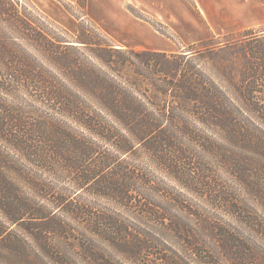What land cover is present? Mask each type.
Listing matches in <instances>:
<instances>
[{
	"label": "trees",
	"instance_id": "1",
	"mask_svg": "<svg viewBox=\"0 0 264 264\" xmlns=\"http://www.w3.org/2000/svg\"><path fill=\"white\" fill-rule=\"evenodd\" d=\"M78 27L58 35L18 1L0 0V258L63 264L54 252L77 244L85 264H111L117 252L144 262L181 231L159 204L188 209L193 201L118 160L144 148L195 199L232 204L236 197L205 182L185 145L204 141L199 129L247 131L251 119L192 53L135 51L92 22ZM223 49L210 52L219 58ZM247 55L246 110L264 121L255 102L264 96L254 95L264 93V56ZM32 243L51 263L35 253L29 260Z\"/></svg>",
	"mask_w": 264,
	"mask_h": 264
},
{
	"label": "rangeland",
	"instance_id": "2",
	"mask_svg": "<svg viewBox=\"0 0 264 264\" xmlns=\"http://www.w3.org/2000/svg\"><path fill=\"white\" fill-rule=\"evenodd\" d=\"M16 1L31 15L45 18L58 35L74 36L81 20L87 24L92 22L114 44L123 48L143 51L154 47L157 50L152 51L167 54L192 53L190 56H194L195 63L237 103L241 115L251 119L247 131L199 129L204 141L185 145L191 162L211 179L205 182H211L221 195L228 193L236 197L237 202L232 204L195 199L165 173L166 168L156 163L144 148L131 157L118 160L163 188L184 194L193 203L183 205L188 209L172 208L165 202L159 204L167 207L159 212L172 216L168 219L177 222L181 231L168 234L162 245L149 250L157 253V258L151 255L143 262L141 257L129 259L117 252L113 253L111 264H204L208 261L212 264H264V121L258 119L262 114L247 112L243 97L248 95L245 83L250 75L246 54L259 57L260 51L264 56V0L252 3L250 0ZM210 33L215 39L203 48L201 42L208 39ZM220 47L224 49L219 58H215V53L210 51ZM263 90L257 88V91ZM254 95L262 97L264 93ZM255 102L264 106L263 102ZM166 223L169 221L163 224ZM219 229L229 233L236 246L226 244L224 237L227 236L219 234ZM31 246V250L25 252L30 261L33 262L35 253L45 263H51L45 250L33 243ZM78 249L74 244V247H61L54 253L61 254L63 264H85L77 255ZM0 259V264H27L14 256Z\"/></svg>",
	"mask_w": 264,
	"mask_h": 264
},
{
	"label": "crops",
	"instance_id": "3",
	"mask_svg": "<svg viewBox=\"0 0 264 264\" xmlns=\"http://www.w3.org/2000/svg\"><path fill=\"white\" fill-rule=\"evenodd\" d=\"M253 0H250V2L252 3ZM252 7V5H251ZM250 7V8H251ZM167 22V21H166ZM167 24L170 26V27H173L172 24L170 22H167ZM131 49V48H130ZM144 50H157V48H154V47H151V48H144Z\"/></svg>",
	"mask_w": 264,
	"mask_h": 264
}]
</instances>
